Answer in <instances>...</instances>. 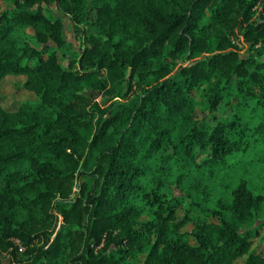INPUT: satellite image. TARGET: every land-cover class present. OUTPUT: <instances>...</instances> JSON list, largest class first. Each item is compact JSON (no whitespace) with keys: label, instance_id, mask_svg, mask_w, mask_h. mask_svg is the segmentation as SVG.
Here are the masks:
<instances>
[{"label":"trees","instance_id":"trees-1","mask_svg":"<svg viewBox=\"0 0 264 264\" xmlns=\"http://www.w3.org/2000/svg\"><path fill=\"white\" fill-rule=\"evenodd\" d=\"M8 73L0 264H264V0H12Z\"/></svg>","mask_w":264,"mask_h":264},{"label":"rangeland","instance_id":"rangeland-1","mask_svg":"<svg viewBox=\"0 0 264 264\" xmlns=\"http://www.w3.org/2000/svg\"><path fill=\"white\" fill-rule=\"evenodd\" d=\"M11 1L12 0H0V6L5 7V5H8ZM50 13L56 17H59L62 20L66 38L70 42H72L75 46L80 45L78 42L79 38L77 36L75 27L73 23L71 22V20L69 19V17L66 15H63L54 3H52L50 6ZM235 43L241 46L242 50L244 51L245 47L243 44H241L239 41H235ZM25 81H26V75L22 73L20 74L8 73L0 78V106L1 107L9 111H16L22 102L37 100V95L25 86ZM99 98H100V95L96 94V99L98 100ZM259 174L263 175V177L260 176L258 181L249 183V187L252 189L254 194L262 193L264 191V168L260 169ZM186 209L188 211L189 216L194 220H200L204 218L210 222L219 221L218 217H211V216L205 215L198 208L194 206H190V203L188 200L182 205H178L176 207V212L178 216L181 217L183 214H185ZM227 216H228V213L225 214V217ZM150 217H152V213L150 211H144L141 216L142 219H146V220L149 219ZM259 217L260 218L264 217V203L262 204L261 210L259 212ZM185 228L186 230H190L192 228V224L188 222ZM23 249L24 248L22 246V250ZM252 249L255 252H258L264 255V228L260 229L258 235L252 238ZM143 257L144 255H141L142 259Z\"/></svg>","mask_w":264,"mask_h":264},{"label":"built area","instance_id":"built-area-1","mask_svg":"<svg viewBox=\"0 0 264 264\" xmlns=\"http://www.w3.org/2000/svg\"><path fill=\"white\" fill-rule=\"evenodd\" d=\"M18 250L21 251L22 250V246L21 245H18Z\"/></svg>","mask_w":264,"mask_h":264}]
</instances>
